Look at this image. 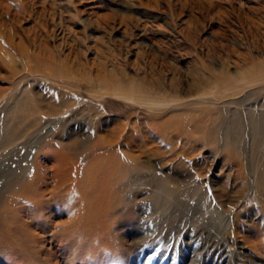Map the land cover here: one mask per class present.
<instances>
[{
    "label": "rangeland",
    "instance_id": "rangeland-1",
    "mask_svg": "<svg viewBox=\"0 0 264 264\" xmlns=\"http://www.w3.org/2000/svg\"><path fill=\"white\" fill-rule=\"evenodd\" d=\"M6 123L0 189L45 181L0 264H264V0H0Z\"/></svg>",
    "mask_w": 264,
    "mask_h": 264
},
{
    "label": "bare ground",
    "instance_id": "bare-ground-1",
    "mask_svg": "<svg viewBox=\"0 0 264 264\" xmlns=\"http://www.w3.org/2000/svg\"><path fill=\"white\" fill-rule=\"evenodd\" d=\"M36 124L37 123L34 122V123H32L31 126L34 127ZM25 134L26 133L22 132L21 126L16 125V127H13V125L6 123L5 125H3V128H0V146L3 147L6 145H9L11 143H15L16 141H18L19 139L24 137ZM77 145H78V143H77ZM57 159H58L57 161H59L58 162L59 164L57 165L58 167L55 169L56 170L55 173L62 175L63 167L66 166V163L70 159V156L67 154H63V155H60L59 157H57ZM93 166H95V165H93ZM129 166H131V163L125 164V165L119 164L118 169L116 167V169H117L116 172L122 178H125L127 175L132 177L134 169L133 170L130 169ZM23 170L24 171H22V173H20V174L18 173L17 170H14V169L8 170V172L6 173L4 182L2 183L3 187L0 189V239H2V238L6 239V242H9V244H12V246L14 245L13 244L14 242H10V237H11L10 235L13 233L14 230L17 229V225H16L17 221L20 224L22 223L21 225H24V224H23V222L19 221L20 215L16 216V214H15L16 206L12 205L13 202L11 200H13L15 202V199L19 198L18 200H21L23 202H27V201H30V200H33L36 198L42 199V196H43V192H41V190H42V187L44 185L43 182L45 181V178L42 179L41 173L39 174L40 169L37 168L36 174L34 176L35 180H33L34 183H33V181L30 182L25 178L24 174L26 172H25V169H23ZM116 178H118V177H116ZM109 182L107 181L106 183H108V185H109L110 184ZM61 186H63V185H61ZM78 187H80V186H78ZM42 201L43 200H40L39 203L37 204L39 207V210H41V213L42 212L48 213L47 212L48 208L42 207V206H44L42 204L44 201L43 202ZM93 201H95V202H93ZM89 202L90 203H88L87 205L89 206L88 211L90 212V215L88 216V214L86 213L85 214L86 217L85 216L83 217L84 218L83 220H85L84 221L85 228H86V226L89 225L91 227L90 229H92V227H94V226H91V225H95L96 222H97L96 223L97 226H98V224L102 225L104 222L108 223L107 219H104V220L99 219V217H101V213L99 210L100 207H98V205L103 204V202L99 199L97 200L95 197L94 198L91 197L89 199ZM41 204H42V206H40ZM93 205H94V208H93ZM38 207L36 209H38ZM96 207H98V208H96ZM107 211H105L104 213H106ZM108 214H106V216ZM41 217H44L43 213L41 214ZM108 224H110V223H108ZM18 226H20V225H18ZM27 226H29V225L27 224ZM97 226L95 225L96 228L93 229L94 231L98 230ZM29 230H32V229H29ZM43 236L44 235L41 234V236H40L41 238L40 237L36 238L35 235H34V238L31 237L32 240H31V242H29L31 245H33L31 247H35L36 244H37V246L38 245L40 246V244L43 243V240H44L42 238ZM12 246H9V247H12ZM12 249H14V248H12ZM44 252H46V251L44 249H42L39 252H37L36 254H38L41 257V255H43ZM49 258L50 259H47V263L51 264L50 261H51L52 257L50 256Z\"/></svg>",
    "mask_w": 264,
    "mask_h": 264
}]
</instances>
